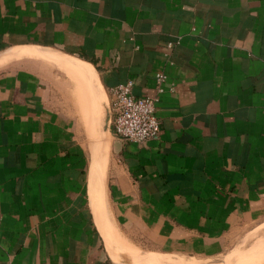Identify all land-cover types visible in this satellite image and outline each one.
I'll list each match as a JSON object with an SVG mask.
<instances>
[{
    "label": "crops",
    "instance_id": "1",
    "mask_svg": "<svg viewBox=\"0 0 264 264\" xmlns=\"http://www.w3.org/2000/svg\"><path fill=\"white\" fill-rule=\"evenodd\" d=\"M4 48L0 264L196 260L264 222V0H0ZM40 59L85 92L91 81L100 107L128 80L134 96L157 95L158 136L126 141L109 126L92 163L84 95L85 123L66 75Z\"/></svg>",
    "mask_w": 264,
    "mask_h": 264
},
{
    "label": "rangeland",
    "instance_id": "2",
    "mask_svg": "<svg viewBox=\"0 0 264 264\" xmlns=\"http://www.w3.org/2000/svg\"><path fill=\"white\" fill-rule=\"evenodd\" d=\"M39 62H30L31 65H37L40 67L42 65V68L44 70H47L49 66H52L54 69V73L60 76L66 75V78H68V104L74 108V113H77V115H80L82 119H84L85 112L82 110V104L80 102V96L84 97V100L86 101V108H89V114L91 120L88 118L86 122L85 129L92 125L94 128H92V145L90 147V153H89V147L88 151H86V154L88 156V159H90L91 156V162L95 158L98 160L99 154L101 150L104 147V144L108 142V145L110 147V142L106 135V129H109L108 118V105L107 101H102V107L98 103L95 102V99L93 98L94 94V87L93 84L91 85V81L86 86V92L83 91V80H81L80 77H73V75H69L66 73V71H63L60 69L59 65H53V62L50 61H41L37 60ZM17 63H26L30 64L29 60H20L16 61ZM56 64V63H55ZM62 73V74H61ZM65 74V75H64ZM89 85V87H88ZM90 92H89V89ZM85 92V93H84ZM99 98V96L97 97ZM102 108V110H101ZM101 110V111H99ZM85 123V119H84ZM89 128V127H88ZM103 131V133H102ZM105 131V132H104ZM86 132H88V129H86ZM88 135V134H87ZM90 154V155H89ZM103 168V169H102ZM97 174L96 179L102 177L104 167L101 166L100 162L96 168ZM92 172V171H91ZM94 174H92V180L95 177ZM255 230L251 232L248 236H244L240 243H238L234 248L230 249L228 252L221 253L217 256L213 257H199L196 256L195 259H191L189 257H183V256H162V257H149V258H135V262L131 263V260L128 259L127 254L128 253H121L123 257L120 258L116 257L118 262L120 264H260L264 261V222L261 224L255 225ZM247 234V232H246ZM261 239V240H260ZM141 250H149L147 247L142 246L140 248ZM231 254V255H230ZM229 255V256H228ZM228 256V257H227ZM155 260V262H153ZM157 261V262H156ZM118 264V263H117Z\"/></svg>",
    "mask_w": 264,
    "mask_h": 264
},
{
    "label": "built area",
    "instance_id": "3",
    "mask_svg": "<svg viewBox=\"0 0 264 264\" xmlns=\"http://www.w3.org/2000/svg\"><path fill=\"white\" fill-rule=\"evenodd\" d=\"M164 74L156 75V90L161 91ZM133 82L118 83L108 90V122L113 134L123 140L143 143L158 136L160 122L156 115L157 95L136 97Z\"/></svg>",
    "mask_w": 264,
    "mask_h": 264
},
{
    "label": "bare ground",
    "instance_id": "4",
    "mask_svg": "<svg viewBox=\"0 0 264 264\" xmlns=\"http://www.w3.org/2000/svg\"><path fill=\"white\" fill-rule=\"evenodd\" d=\"M53 57H55V58H60V59H62V60H67L64 56H62V55H59V54H51ZM70 60H76V61H78L79 63H81V64H84V65H90V64H87V63H85V62H83V61H81V60H78V59H74V58H70ZM90 66H92V65H90ZM92 68H93V66H92ZM94 69V68H93ZM94 71H95V69H94ZM95 74H96V72H95ZM96 77H97V74H96ZM97 80H98V77H97ZM106 131V130H105ZM104 131V132H105ZM102 133H103V131H102ZM95 159V158H94ZM92 163H93V160H92ZM94 168V167H93ZM92 170V169H91ZM248 237H249V235H248ZM231 255V254H230ZM162 256H164V255H132V256H128V259H130L131 260V263L132 262H135V258L137 257V258H149V257H162ZM229 256V255H228ZM227 256V257H228ZM118 257H121L120 255L119 256H117V258Z\"/></svg>",
    "mask_w": 264,
    "mask_h": 264
},
{
    "label": "water",
    "instance_id": "5",
    "mask_svg": "<svg viewBox=\"0 0 264 264\" xmlns=\"http://www.w3.org/2000/svg\"><path fill=\"white\" fill-rule=\"evenodd\" d=\"M13 48V47H11ZM11 48H4V49H0V55H2L3 53H5L6 51L10 50ZM108 95V92H106Z\"/></svg>",
    "mask_w": 264,
    "mask_h": 264
}]
</instances>
